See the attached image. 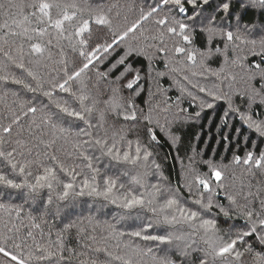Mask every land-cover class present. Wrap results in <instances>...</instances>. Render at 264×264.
<instances>
[{"label": "snow or ice", "instance_id": "6c2138e0", "mask_svg": "<svg viewBox=\"0 0 264 264\" xmlns=\"http://www.w3.org/2000/svg\"><path fill=\"white\" fill-rule=\"evenodd\" d=\"M205 109L223 154L173 185L160 134ZM261 110L264 0L0 2V264H264Z\"/></svg>", "mask_w": 264, "mask_h": 264}, {"label": "trees", "instance_id": "16d2710c", "mask_svg": "<svg viewBox=\"0 0 264 264\" xmlns=\"http://www.w3.org/2000/svg\"><path fill=\"white\" fill-rule=\"evenodd\" d=\"M0 2H5V0H0ZM255 19L256 18L252 13H249L244 17L245 22L254 21ZM250 60L259 62V57H253ZM135 66L141 69L142 75H145L148 71L146 61H141ZM153 69V74L163 71V63L157 61L153 65ZM144 83L145 91L137 98V103L140 104L141 107H145V101L148 100L147 89L149 85L147 82ZM159 85L164 89H168L170 87V80L166 77H160ZM151 86L153 89L156 86V82L153 81ZM170 94L174 96L175 93L170 92ZM185 106L189 113L194 114L197 111L194 106L190 107V103L185 104ZM219 107L223 108L224 105L222 104ZM219 114L220 113H217V115ZM210 119H213V112L208 109L202 113L201 118L199 121L197 120V122L192 121L174 125V128L177 130V135L180 137V143L176 147H173L170 142L167 141L162 134H160L161 146L157 149V161L161 164L164 175L169 178V181L173 185L181 184L178 159L184 161L189 157L193 150L197 152L203 151L205 156H208L211 155V149L216 148L218 153L223 154V149L215 142L216 139H219V137L215 135V129L210 126Z\"/></svg>", "mask_w": 264, "mask_h": 264}, {"label": "rangeland", "instance_id": "374dc122", "mask_svg": "<svg viewBox=\"0 0 264 264\" xmlns=\"http://www.w3.org/2000/svg\"><path fill=\"white\" fill-rule=\"evenodd\" d=\"M253 57H249V59H252ZM164 66V65H163ZM212 67H218V61H214L213 63H212ZM168 70L167 69H163V71H161V72H167ZM153 75H155V73L153 74ZM164 77H166V78H168L169 80H170V87L167 89L168 91H167V96H169V97H171L172 98V100H171V102L173 103V105L175 104V100H176V97L177 96H179L180 95V91H179V88H180V86L181 85H184V84H186V82H184L182 79H181V76L179 75V74H169V75H167V76H164ZM159 80H160V78H159ZM174 80H180V85H177L176 83H174ZM201 83H210V81H204V80H201ZM161 87V86H160ZM189 88H190V86H188ZM162 89H164L163 87H161ZM153 91H156V86L153 88ZM193 91L195 92L196 90H194L193 89ZM170 92H172V93H175L174 94V96L173 95H171L170 94ZM164 99V96H162V95H160L159 93H157V95H156V97L152 100V103L153 104H155L157 101H162ZM148 100H149V96H148ZM147 100V101H148ZM188 103H190L189 102V100H188V98H185L184 99V102L182 103V105H181V107H186L185 106V104H188ZM224 105V103L223 102H219L218 103V107L220 106V105ZM196 109L195 110H197V111H199L200 109L198 108V106H195V105H193ZM147 107V105H146V103H145V108ZM224 107H226V105H224ZM173 110L175 111V107L173 108ZM206 110H208V109H205V111ZM209 110H211V109H209ZM204 111V112H205ZM264 111V110H263ZM212 112H213V110H212ZM199 121V120H198ZM189 122H192V121H189ZM194 122H197V121H194ZM163 135V134H162ZM193 155V152L189 155V156H192ZM179 160V166H180V181H181V183L183 182L182 181V163L183 164H187L188 163V160L187 159H185L184 161H182L181 159H178Z\"/></svg>", "mask_w": 264, "mask_h": 264}]
</instances>
